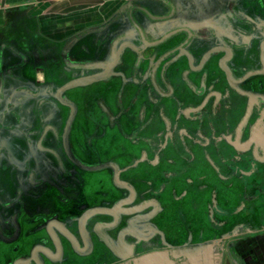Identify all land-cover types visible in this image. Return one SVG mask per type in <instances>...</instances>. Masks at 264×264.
Masks as SVG:
<instances>
[{"label": "flooded vegetation", "instance_id": "1", "mask_svg": "<svg viewBox=\"0 0 264 264\" xmlns=\"http://www.w3.org/2000/svg\"><path fill=\"white\" fill-rule=\"evenodd\" d=\"M260 234L264 0L0 14V264H244Z\"/></svg>", "mask_w": 264, "mask_h": 264}, {"label": "rangeland", "instance_id": "2", "mask_svg": "<svg viewBox=\"0 0 264 264\" xmlns=\"http://www.w3.org/2000/svg\"><path fill=\"white\" fill-rule=\"evenodd\" d=\"M8 1L0 0V14L14 11L36 12L38 10L45 12H106L125 0H60L62 4H59V0H36V4H17L10 2L11 0L10 3ZM52 1L58 4H52Z\"/></svg>", "mask_w": 264, "mask_h": 264}, {"label": "crops", "instance_id": "3", "mask_svg": "<svg viewBox=\"0 0 264 264\" xmlns=\"http://www.w3.org/2000/svg\"><path fill=\"white\" fill-rule=\"evenodd\" d=\"M10 1V0H9ZM8 1V2H9ZM12 3L17 4H36V0H11ZM9 2V3H10ZM52 4H58L55 2H51ZM59 4H62V2L59 0ZM69 5V4H68ZM34 8V7H33ZM37 13H53V12H45L42 10L36 11ZM55 12V11H54ZM67 12H73V11H67ZM58 13H64V12H58ZM74 13H78L74 12ZM57 26H60V24H56ZM243 248H244V254L242 257L238 258V263H244V264H264V234H260L258 237H256L254 240H244L243 241ZM229 259V264H232Z\"/></svg>", "mask_w": 264, "mask_h": 264}]
</instances>
